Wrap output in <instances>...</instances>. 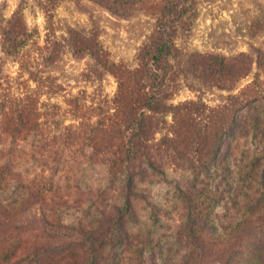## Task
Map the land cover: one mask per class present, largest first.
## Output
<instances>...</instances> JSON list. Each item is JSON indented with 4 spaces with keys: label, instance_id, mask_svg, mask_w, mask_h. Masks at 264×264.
<instances>
[{
    "label": "rangeland",
    "instance_id": "obj_1",
    "mask_svg": "<svg viewBox=\"0 0 264 264\" xmlns=\"http://www.w3.org/2000/svg\"><path fill=\"white\" fill-rule=\"evenodd\" d=\"M139 1L123 17L98 0H0L3 88L17 94L35 84L53 90L39 100L37 129L13 135L5 131L7 116L0 113V248L15 246L24 254L30 245L48 242L60 261L84 253L80 230L99 228L103 218L116 214L115 206H124L130 174L139 190L124 222L130 241L105 247L112 264H256L258 254L264 255V0H193L194 17L179 39V57L172 60L188 72L195 53L249 59L246 75L232 83L204 82L183 72L171 100L204 102L207 114L222 111L229 97L241 93L252 102L238 114L237 128L245 126L246 133L239 130L225 140L223 166L210 172L193 147L179 155L170 142H162L176 137L170 114L150 135V144H156L154 167L137 158L133 164L112 163L125 160L115 137L130 136L124 118L113 123L120 82L139 66V51L155 32L149 2L165 0ZM17 11L20 19L11 20ZM12 24H18L19 38L26 37L19 56L5 51ZM179 111L187 121H207L191 106ZM95 130L103 131V141L82 134ZM190 198L210 218V227L199 228L198 246L186 230ZM44 216L67 229L49 236Z\"/></svg>",
    "mask_w": 264,
    "mask_h": 264
},
{
    "label": "trees",
    "instance_id": "obj_2",
    "mask_svg": "<svg viewBox=\"0 0 264 264\" xmlns=\"http://www.w3.org/2000/svg\"><path fill=\"white\" fill-rule=\"evenodd\" d=\"M98 1L116 15L123 17L127 16L129 10L134 8L138 2H143L139 0ZM192 2L193 0H165L155 4L149 2L151 4L149 9L156 16L155 32L148 40V44L139 51L137 57L140 62L139 66L129 71L128 77L120 82V93L116 104L120 113L115 110L112 114L114 124H120L119 120L124 118L129 124L128 130L125 129L124 132L130 131V136L119 135L115 137V132L111 130V137L117 138L119 144L116 150L122 154L121 149H125L123 152L125 160L112 158V163L115 166L119 162L124 163V161L126 164H131L134 158H137L139 160L145 159L149 165L154 167L151 152L156 144H150V135L152 132L154 133L155 126H158L160 122H166L164 116L168 114L174 118L176 137L173 139L164 138L162 142H165L166 145L167 142H170L172 149L179 155L188 153L187 150L190 147L199 151V162L206 172L219 168V165L223 166L220 155L227 138L234 137L239 130L246 133L245 126L240 129L237 128L240 122L238 114L252 102L248 99L245 100L242 93L229 97L230 103L222 111L214 114L215 109L209 111L211 114H207L204 111L207 105L201 101L177 105L171 102L183 72H189L204 82L209 80L211 82L232 83L238 77L246 75L249 69V59L245 56L230 59L224 55H205L202 53L191 55L188 72L180 66L173 65L172 60L179 57L180 54L179 39L181 34H184V26L187 21L194 17V11L190 8ZM21 15L22 13L17 11L11 20L20 19ZM11 20L9 21L10 24ZM9 27L12 32H6L5 51L10 56H19L26 46V37L21 36L19 38L21 32L18 31V24H12ZM18 59L21 61L20 58ZM21 63L24 66L26 64L23 61ZM32 81L38 83L41 82V79L34 77ZM3 85L0 81V113L7 116L5 131L9 130L13 135H16L28 129H37L40 126L37 118L39 100L45 95L53 94V90L50 87L45 89L35 84L36 86L33 88L28 85L29 88L23 94H17L14 91L6 90ZM71 105L75 110H79V103L73 100ZM184 106L195 108L194 113L204 115L207 121H197L193 117L187 121L181 116L182 112L179 111ZM179 112L181 113L179 114ZM100 125L99 123L98 126ZM69 128L72 129L75 126ZM82 134L88 136V140L94 143L103 141L105 138L102 130L87 133L82 131ZM184 135L185 139H183ZM112 152L113 148L110 149V153ZM113 155L116 153L114 152ZM261 159L264 161V154ZM255 164H260V157L256 159ZM126 191L124 206H115V215H108L105 219L103 218L99 228L89 231L80 230L79 234L83 246H86L84 253L78 255L72 252L67 260L60 261L55 260L53 249L48 242L32 244L24 254H19V250L15 246H10L8 249L0 248V264H112L109 261L112 258L110 257L112 253L106 249L107 246L113 249L126 241L128 243L130 241V235L124 222L126 215L132 213L131 197L139 196L133 175H127ZM182 195L186 194L182 192ZM190 199L189 221L186 224V230L188 240L194 246H198L201 243L199 228L201 226L210 227V218L207 213L204 214L205 209L202 210L198 204L192 201V198ZM203 215L206 216L202 217ZM41 223L49 236L52 232H61L60 230L67 229V226L46 216L41 218ZM239 234L241 233L236 235V241L241 242L242 236ZM254 255L256 256V254ZM258 260L259 262L256 264H264L262 263L264 255L258 254Z\"/></svg>",
    "mask_w": 264,
    "mask_h": 264
}]
</instances>
